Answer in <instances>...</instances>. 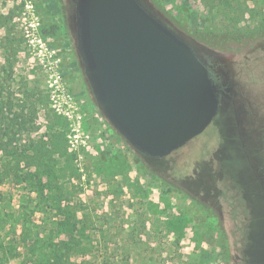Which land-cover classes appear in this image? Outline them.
<instances>
[{
	"label": "rangeland",
	"instance_id": "374dc122",
	"mask_svg": "<svg viewBox=\"0 0 264 264\" xmlns=\"http://www.w3.org/2000/svg\"><path fill=\"white\" fill-rule=\"evenodd\" d=\"M141 2L222 92L209 126L162 158L99 108L77 0H0V264H264V38L217 52L167 17L233 24L207 0Z\"/></svg>",
	"mask_w": 264,
	"mask_h": 264
},
{
	"label": "water",
	"instance_id": "95a60500",
	"mask_svg": "<svg viewBox=\"0 0 264 264\" xmlns=\"http://www.w3.org/2000/svg\"><path fill=\"white\" fill-rule=\"evenodd\" d=\"M78 49L99 108L133 146L168 156L220 110L221 87L193 46L141 0H83ZM90 59V64L88 63Z\"/></svg>",
	"mask_w": 264,
	"mask_h": 264
},
{
	"label": "trees",
	"instance_id": "16d2710c",
	"mask_svg": "<svg viewBox=\"0 0 264 264\" xmlns=\"http://www.w3.org/2000/svg\"><path fill=\"white\" fill-rule=\"evenodd\" d=\"M207 2L218 14L224 13L233 24L217 22L204 29V27H193L188 21H183L173 14L172 17H167L183 35L217 52L245 50L264 38V12L262 13V10L259 12L256 8L260 6L258 0H207ZM259 13H262L263 18L261 20L256 18L257 23L242 24L246 16L254 17ZM18 117L19 115L15 119L18 120ZM25 123L24 121L23 124ZM7 173L10 175L12 172L8 170ZM56 257L61 259L60 254H56Z\"/></svg>",
	"mask_w": 264,
	"mask_h": 264
},
{
	"label": "flooded vegetation",
	"instance_id": "af4514ba",
	"mask_svg": "<svg viewBox=\"0 0 264 264\" xmlns=\"http://www.w3.org/2000/svg\"><path fill=\"white\" fill-rule=\"evenodd\" d=\"M82 1L83 0H77V5H78V2L81 3ZM76 24H77V39H78V33L81 30L80 32H81V36H82V39H83V44H84L85 49H86L85 51H86V53H88L87 48H86V46H87V32H86V27H85V23L83 22V20H81V25H80L79 19H78V12H77V23ZM78 43H79V40H78ZM81 59H82V63L84 64V67H85V62L83 61L82 56H81ZM88 63L90 64V59H88Z\"/></svg>",
	"mask_w": 264,
	"mask_h": 264
}]
</instances>
